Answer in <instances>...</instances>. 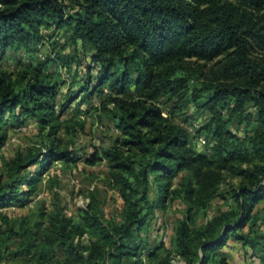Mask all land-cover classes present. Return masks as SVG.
Returning a JSON list of instances; mask_svg holds the SVG:
<instances>
[{
	"label": "trees",
	"instance_id": "1",
	"mask_svg": "<svg viewBox=\"0 0 264 264\" xmlns=\"http://www.w3.org/2000/svg\"><path fill=\"white\" fill-rule=\"evenodd\" d=\"M89 120L108 141L84 145ZM57 164L106 189L70 214ZM230 240L264 264V0H0V264H232Z\"/></svg>",
	"mask_w": 264,
	"mask_h": 264
},
{
	"label": "rangeland",
	"instance_id": "2",
	"mask_svg": "<svg viewBox=\"0 0 264 264\" xmlns=\"http://www.w3.org/2000/svg\"><path fill=\"white\" fill-rule=\"evenodd\" d=\"M44 33L45 34L50 33V31L44 30ZM43 50L45 52L50 51V49H48L47 46ZM188 115H191L193 119L189 121L186 124V126L191 136L194 137L196 135V129L207 120L208 114L197 113L195 112V109L193 107H189ZM90 121L91 120H89V125L86 129L87 135H82L80 137L81 141L84 142V145L87 144L89 145L91 135L95 137V140H92L90 142L96 143L95 145H99V141H102L103 143H105V141H108L107 138L110 136L109 131H111V128L108 127L106 121H104L103 123L98 122L99 123L98 125L91 123ZM32 124L33 122L26 127L20 128L21 131H19L20 129H18L16 132H11L9 141L3 150L4 156L9 157L13 155L15 151L22 146V144L24 143L26 144L27 141L32 138V135L35 133V129ZM23 129H25V131H23ZM238 135L240 138H243L244 131L241 130L240 132H238ZM201 139L202 138L200 136L195 140L197 141L195 142V144H197L195 147L197 150L200 151L203 149L202 146L204 145L202 144L201 147H198L199 141H202ZM81 145H83V143ZM93 172L97 174L98 177H101L106 172V169L103 166L85 168L83 164H78V167H74L73 169H65L61 166V164H57L50 169L49 172L50 175H57L60 180V185H61L60 195L64 199V201L68 204L70 214L74 212L76 207L83 206L82 202L85 201V195L89 189H92L94 187L100 189L101 191L106 189L105 183L103 182L102 178H93L92 176L89 175ZM45 179H47V177H45ZM41 185H45V184H41ZM44 197L47 200H50L49 194H44ZM122 206L123 203L119 199L118 195L115 194L114 192H111L109 195V203L105 208V214L107 216H111V215L115 216L119 214V212H121ZM219 208L226 210V207L222 202L216 201L213 205V208L211 209L210 214L214 215V213H216L217 209ZM181 209L182 208L180 206L176 205L174 209H171V211H169L165 215V217L161 216V214L158 213L159 214L158 218L160 219L158 220V222H155L156 229L157 230L160 229L158 232L164 234L165 236H167L168 234L169 237L170 234L172 233V228L174 227L175 221L179 217H181V213H180ZM26 211L27 210L11 209L9 210L8 213L20 214V213H25ZM229 245L230 246H227L225 249H223V251L228 252L231 255V257L234 259L232 264L252 263L250 262L249 258L245 259V255L242 250L238 251V249L236 248L237 244L233 240L229 241Z\"/></svg>",
	"mask_w": 264,
	"mask_h": 264
},
{
	"label": "crops",
	"instance_id": "3",
	"mask_svg": "<svg viewBox=\"0 0 264 264\" xmlns=\"http://www.w3.org/2000/svg\"><path fill=\"white\" fill-rule=\"evenodd\" d=\"M176 206V205H175ZM178 206H180L182 209L184 208L182 205H179L178 204ZM174 209V208H173ZM181 209V210H182ZM165 217V216H164ZM160 219V218H159ZM158 219V220H159ZM154 235L157 237V239H158V241H161V239H162V233H160V232H155L154 233ZM173 235V228H172V233L170 234V236L168 237V234H167V236H166V241H164V243L167 245V246H169V244H170V239H171V236ZM236 246V245H235ZM236 248L238 249V251H240V248H239V246L237 245L236 246ZM232 259V262H233V258H231ZM8 264H18V263H8Z\"/></svg>",
	"mask_w": 264,
	"mask_h": 264
},
{
	"label": "built area",
	"instance_id": "4",
	"mask_svg": "<svg viewBox=\"0 0 264 264\" xmlns=\"http://www.w3.org/2000/svg\"><path fill=\"white\" fill-rule=\"evenodd\" d=\"M19 131H21V129H20ZM23 131H25V129H23ZM201 140H202V141H199L198 147H201L202 144H205V140H204V138H202ZM85 202H86V201H83V202H82V203H83V204H82L83 206H84ZM163 240L166 241V236L163 237ZM175 264H182V263L179 262V261H175Z\"/></svg>",
	"mask_w": 264,
	"mask_h": 264
}]
</instances>
